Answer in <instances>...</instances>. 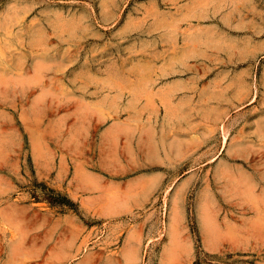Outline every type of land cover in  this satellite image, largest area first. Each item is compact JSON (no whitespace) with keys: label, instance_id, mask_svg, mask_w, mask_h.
Returning <instances> with one entry per match:
<instances>
[{"label":"rangeland","instance_id":"1","mask_svg":"<svg viewBox=\"0 0 264 264\" xmlns=\"http://www.w3.org/2000/svg\"><path fill=\"white\" fill-rule=\"evenodd\" d=\"M0 264H264V0H0Z\"/></svg>","mask_w":264,"mask_h":264},{"label":"bare ground","instance_id":"2","mask_svg":"<svg viewBox=\"0 0 264 264\" xmlns=\"http://www.w3.org/2000/svg\"><path fill=\"white\" fill-rule=\"evenodd\" d=\"M108 11V10H107ZM104 13V12H103ZM74 18V17H73ZM47 28V27H46ZM57 30V29H56ZM60 37V36H59ZM43 38V37H42ZM35 41V40H34ZM199 41V40H198ZM197 41V42H198ZM39 42V41H38ZM200 42V41H199ZM192 43H194V42H192ZM43 44V43H42ZM36 47V46H35ZM43 47V46H42ZM50 51V50H49ZM48 52V51H47ZM190 53V52H189ZM189 55V54H188ZM55 64V63H54ZM59 65H61V64H59ZM14 66V65H13ZM19 66V65H18ZM45 67V66H44ZM41 69V68H40ZM44 69V68H43ZM40 72V71H39ZM47 74V73H46ZM40 83V82H39ZM242 85V84H241ZM241 89H242V87H241ZM236 90V89H235ZM240 92H241V90H240ZM224 137V136H223ZM245 189V188H244ZM240 191H242V190H240Z\"/></svg>","mask_w":264,"mask_h":264}]
</instances>
